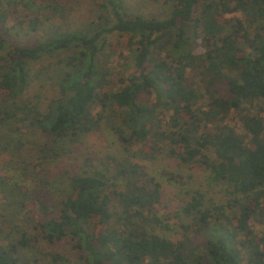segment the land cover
<instances>
[{
    "label": "trees",
    "instance_id": "16d2710c",
    "mask_svg": "<svg viewBox=\"0 0 264 264\" xmlns=\"http://www.w3.org/2000/svg\"><path fill=\"white\" fill-rule=\"evenodd\" d=\"M38 1L58 9L53 0ZM97 1L106 15L92 34L54 27L40 37V15L19 8L39 2L0 0V126L15 125L3 151L37 147L40 140L28 134H38L39 152L57 155L63 138L97 126L95 107L108 108L128 151L142 143L153 155L169 146V156L224 184L227 202L202 209L205 195L197 192L183 210L198 214L174 240L146 226L144 212L162 199L160 182L139 180L138 163L118 165L111 177L108 168L90 170L87 158L58 202L38 201L35 235L24 230L0 241V264H19L20 246L41 238L70 243L81 264H264V232L253 224L264 216V0H162L171 6L166 17L136 13L126 0ZM233 13L244 18L229 19ZM108 35L118 36L132 71L111 73ZM71 48V71L50 95L40 97L39 88L31 97V63ZM146 93L152 103L140 101ZM233 112L245 133L230 121ZM192 233H206L202 244ZM63 260L57 253L52 263Z\"/></svg>",
    "mask_w": 264,
    "mask_h": 264
},
{
    "label": "rangeland",
    "instance_id": "374dc122",
    "mask_svg": "<svg viewBox=\"0 0 264 264\" xmlns=\"http://www.w3.org/2000/svg\"><path fill=\"white\" fill-rule=\"evenodd\" d=\"M3 1L5 5L13 3V0ZM19 1L31 2V0ZM53 1L58 7L56 10L40 2L32 9L19 6L23 16L26 12L32 16L40 15L42 19L38 32L40 37L54 27L64 31L92 34L96 26L103 23L102 16L106 15L104 8L97 0ZM126 2L132 11L146 17H166L171 10V6L165 5L162 0L158 2L126 0ZM227 17L229 19L244 18V15L233 13L228 14ZM31 41L35 43V38L33 37ZM119 44L117 35H108L106 51L109 54L107 59L112 74H115L117 70L124 74L133 70L131 66H127L129 62L127 50L119 47ZM74 50L75 48L56 50L31 63L32 76L29 87L31 97H34L39 88H45L40 92V97L50 95L51 87L56 86L65 74L71 71L68 57L75 52ZM154 98L155 96L146 93L141 95L140 101L152 103ZM94 111L99 115L97 126L90 131L63 138L60 141L61 146L56 147L57 155L39 152L44 139L38 134H28L31 137L37 136L36 138L40 140L37 147L34 143H28L18 151H3L6 142L13 138L15 125L0 126V227L2 228L0 241L4 243L12 239L15 241L24 230L32 236L35 235L38 201H46L50 207L54 202H58L60 195L67 189L65 183H68L71 175L85 168L84 163L87 158H90L93 164V167H88L90 170L95 167L108 168V174L111 177L117 173L118 165L123 169L131 170L132 165L138 163L140 165L139 180L150 182L153 177L154 181L160 182L162 199L152 212H144L147 218L146 226L147 228L155 227L154 231L174 240L182 237L181 224L193 222L194 216L198 214L197 212L188 214L183 210L197 192L200 191L205 195L202 209L227 202L229 194L227 187L212 181L209 171L190 168L179 159L169 156L167 153L169 146L162 145L160 149L154 148L151 151L153 155L148 154L150 151L142 143L134 145L128 151L112 129L117 123V115L108 108L104 110L101 107H95ZM233 114L234 112L230 121L239 133H245L246 130L240 118ZM52 142L49 139V143L52 144ZM122 185L118 189H122ZM20 203H25L26 207L24 208ZM115 204L114 210H119L118 202L116 201ZM155 217L160 222H156L153 219ZM116 219L115 215L112 221L113 226L117 223ZM134 219L142 220L140 217H134ZM253 224L257 231L264 232V216L260 220L253 221ZM190 236L195 237L193 233ZM205 237L206 233L199 234L194 240L202 244ZM57 253L64 257L63 261L58 262L60 264H81L78 250L70 243L65 241L50 243L42 238L32 247L20 246L19 264H53L52 258Z\"/></svg>",
    "mask_w": 264,
    "mask_h": 264
}]
</instances>
